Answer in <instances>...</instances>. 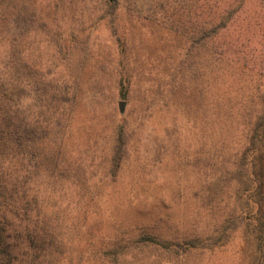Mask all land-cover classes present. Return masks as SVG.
<instances>
[{"label":"rangeland","instance_id":"obj_1","mask_svg":"<svg viewBox=\"0 0 264 264\" xmlns=\"http://www.w3.org/2000/svg\"><path fill=\"white\" fill-rule=\"evenodd\" d=\"M44 8L47 31L19 15L18 66L0 76L2 101L35 122L24 139L39 166L25 195L41 201L39 224L27 221L35 211L20 219L21 201L0 206L15 253L40 252L33 264H264V0ZM146 237L154 246L135 247Z\"/></svg>","mask_w":264,"mask_h":264},{"label":"trees","instance_id":"obj_2","mask_svg":"<svg viewBox=\"0 0 264 264\" xmlns=\"http://www.w3.org/2000/svg\"><path fill=\"white\" fill-rule=\"evenodd\" d=\"M45 1L0 0V46L2 48L7 47L5 58L4 55H0V58H2L0 60V76L6 78L10 72L9 69L18 66V61L14 56L16 51L19 50V40L17 41V39L20 36L15 31L20 25L18 18L23 11L25 16L28 17L26 21L24 20V23L30 25L31 28L34 27L37 31H47L45 30L46 17L41 15L45 8L37 10L40 4ZM48 10L51 12L56 11L55 8H48ZM45 35L48 37L47 33ZM8 87L9 85L5 89ZM3 98L4 95L0 91V206H14L15 202L21 201L19 210L23 214H20V219H27L28 213L35 211V217L33 219L28 218L27 221L36 227L41 217V201H39L38 196L28 199L25 195L30 189L27 186L28 176L31 173L37 175L39 166L33 160L36 150L35 144L30 139H24L31 138L30 132L32 133V131L27 132V130H33L32 124L35 122L31 120V116L30 119L23 122L16 105L9 106L6 100L5 102L2 101ZM8 222L7 220L0 222V264H33V260L39 259L40 252L28 253L29 249L27 247L34 244L31 240L29 244L25 245L27 250L23 254L18 255L17 252L15 253V250L12 249L13 245L7 242V238L10 237L7 231L11 227L10 222ZM24 229H27V227L25 226ZM30 232L33 233L32 239L37 243L32 248L34 247V249L40 251L44 250L48 243L47 239L40 235L41 229L36 232V229L32 228ZM159 245L155 246L161 247L162 244L159 243ZM148 246H154L148 237L135 240V247Z\"/></svg>","mask_w":264,"mask_h":264}]
</instances>
